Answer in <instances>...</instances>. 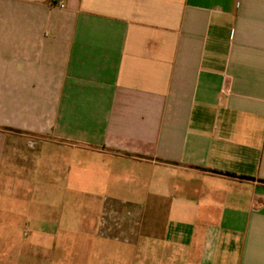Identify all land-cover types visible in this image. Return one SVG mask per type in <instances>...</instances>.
I'll return each instance as SVG.
<instances>
[{
  "label": "crops",
  "instance_id": "crops-1",
  "mask_svg": "<svg viewBox=\"0 0 264 264\" xmlns=\"http://www.w3.org/2000/svg\"><path fill=\"white\" fill-rule=\"evenodd\" d=\"M52 249L264 264V0H0V264Z\"/></svg>",
  "mask_w": 264,
  "mask_h": 264
},
{
  "label": "rangeland",
  "instance_id": "rangeland-1",
  "mask_svg": "<svg viewBox=\"0 0 264 264\" xmlns=\"http://www.w3.org/2000/svg\"><path fill=\"white\" fill-rule=\"evenodd\" d=\"M52 251H53V249H52ZM125 253H127V252H125ZM62 252H61V250H56V251H53L52 252V257L50 258V260H51V262H54V264H58V262H59V259H62ZM125 259H127V258H125ZM11 259H9L8 261H10ZM44 258H42V256L41 257H38L37 255L36 256H34V257H29L28 258V261H27V259H22V258H13L12 259V262L10 261V263L11 264H43V262H44ZM82 260H87V259H82ZM142 260V258L140 259V261ZM7 261V262H8ZM82 262H84V261H82ZM66 264H70L69 263V261H66L65 262ZM151 263H154V261H153V259L151 260L150 259V262H148V263H146V264H151ZM46 264V263H45ZM81 264H83V263H81Z\"/></svg>",
  "mask_w": 264,
  "mask_h": 264
},
{
  "label": "built area",
  "instance_id": "built-area-1",
  "mask_svg": "<svg viewBox=\"0 0 264 264\" xmlns=\"http://www.w3.org/2000/svg\"><path fill=\"white\" fill-rule=\"evenodd\" d=\"M61 7L64 8V5L62 4Z\"/></svg>",
  "mask_w": 264,
  "mask_h": 264
}]
</instances>
